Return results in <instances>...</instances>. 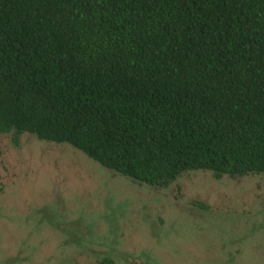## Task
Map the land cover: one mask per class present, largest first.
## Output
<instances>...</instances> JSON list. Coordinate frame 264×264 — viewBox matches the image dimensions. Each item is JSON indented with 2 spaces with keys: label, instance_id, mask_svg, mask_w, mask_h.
I'll return each mask as SVG.
<instances>
[{
  "label": "trees",
  "instance_id": "trees-1",
  "mask_svg": "<svg viewBox=\"0 0 264 264\" xmlns=\"http://www.w3.org/2000/svg\"><path fill=\"white\" fill-rule=\"evenodd\" d=\"M5 134L155 188L264 175V0H0Z\"/></svg>",
  "mask_w": 264,
  "mask_h": 264
},
{
  "label": "rangeland",
  "instance_id": "rangeland-1",
  "mask_svg": "<svg viewBox=\"0 0 264 264\" xmlns=\"http://www.w3.org/2000/svg\"><path fill=\"white\" fill-rule=\"evenodd\" d=\"M264 264V175L165 188L65 144L0 136V264Z\"/></svg>",
  "mask_w": 264,
  "mask_h": 264
}]
</instances>
